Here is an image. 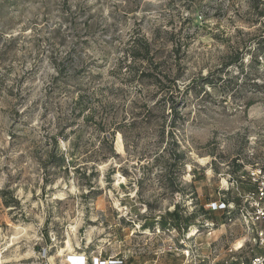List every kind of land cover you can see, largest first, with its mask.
Returning a JSON list of instances; mask_svg holds the SVG:
<instances>
[{
    "label": "rangeland",
    "instance_id": "rangeland-1",
    "mask_svg": "<svg viewBox=\"0 0 264 264\" xmlns=\"http://www.w3.org/2000/svg\"><path fill=\"white\" fill-rule=\"evenodd\" d=\"M263 38L264 0H0L5 264L83 252L134 264L248 258L228 250L245 236L248 173L264 167V55L251 62ZM141 40L181 66L184 104L166 125L179 147L156 152L160 127L145 124L128 133L130 152L117 133L111 156L97 127L104 108L129 114L154 93L117 71ZM236 51L244 65L224 70Z\"/></svg>",
    "mask_w": 264,
    "mask_h": 264
},
{
    "label": "trees",
    "instance_id": "trees-1",
    "mask_svg": "<svg viewBox=\"0 0 264 264\" xmlns=\"http://www.w3.org/2000/svg\"><path fill=\"white\" fill-rule=\"evenodd\" d=\"M128 53L131 61H123L119 63L117 66L118 73L122 74L123 70H125V73L129 76V82L136 81L144 85L146 84L154 90V93H149L145 96L142 104L136 103L129 106V114L126 109L125 114L123 112L124 110H122L120 114H116L118 110L116 112H111L108 107L104 108L106 114L100 117L99 122H97V127L100 131H105L106 129L109 130L108 135L103 137L101 143L103 144L102 148L108 146V152L106 153L114 156V139L116 134L119 133L123 138L125 150L130 152V143H133L134 146L135 141H130L131 138L128 136V133L129 135H133L132 133L139 131L143 125L146 124V126H153V124H155L160 127L157 134V148L155 151L158 153L160 152L161 155L172 154V147L178 148L179 145L174 140V132L168 130L166 125L168 124V116L170 114L175 117L180 116V110L178 107L184 104L183 99L185 94L178 84V82L183 79L181 66L178 65L176 68L167 67L163 61H159L157 58V52H154L152 44L146 40L134 43L129 47ZM260 55H264V38L259 40L258 47L253 53L251 62L258 65L260 63ZM244 56L243 53L236 51L229 61L224 64V70L229 67L244 65ZM62 73H64V70L59 68V74ZM149 101L153 102V104ZM168 108L171 111L170 114L167 112ZM95 117L96 115L93 114L92 119ZM172 125H174V123H172ZM54 145H57L56 141L54 142ZM183 155L184 154H181V156L178 157L175 154L174 157L176 160H181ZM56 165L59 166L60 163H57ZM173 167L174 165L170 164V170ZM170 179L169 184L174 185L175 180H173L171 176ZM204 216H207V214ZM145 225H143L142 228L149 230L150 228H147ZM181 231L183 232L184 229ZM260 253L262 252L256 251L253 256Z\"/></svg>",
    "mask_w": 264,
    "mask_h": 264
},
{
    "label": "built area",
    "instance_id": "built-area-1",
    "mask_svg": "<svg viewBox=\"0 0 264 264\" xmlns=\"http://www.w3.org/2000/svg\"><path fill=\"white\" fill-rule=\"evenodd\" d=\"M247 179L251 187L240 200L237 219L245 236L239 240L241 241L240 245H238L239 241L236 242L228 252L233 256L245 253L249 257L233 259L225 264H264V167H258L249 172ZM222 207L227 209L226 204H222ZM45 239L48 243H51L49 233L46 234ZM174 251L178 250L174 248L168 252ZM256 251L262 253L253 256ZM181 252L184 253V251ZM39 254L41 259L48 258V252L45 249ZM75 254L59 255L57 257L59 262L54 264H134L131 257L102 258V253L97 257L93 256L94 252ZM64 257L66 259L62 260Z\"/></svg>",
    "mask_w": 264,
    "mask_h": 264
},
{
    "label": "bare ground",
    "instance_id": "bare-ground-1",
    "mask_svg": "<svg viewBox=\"0 0 264 264\" xmlns=\"http://www.w3.org/2000/svg\"><path fill=\"white\" fill-rule=\"evenodd\" d=\"M15 238V237H14ZM241 244V241H240V243H238V245H240ZM5 263H8V260L7 259H5V258H0V264H5ZM10 263V262H9Z\"/></svg>",
    "mask_w": 264,
    "mask_h": 264
}]
</instances>
